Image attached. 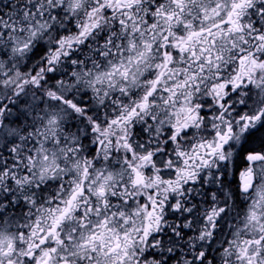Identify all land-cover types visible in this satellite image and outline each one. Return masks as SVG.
<instances>
[{"label": "snow or ice", "instance_id": "obj_1", "mask_svg": "<svg viewBox=\"0 0 264 264\" xmlns=\"http://www.w3.org/2000/svg\"><path fill=\"white\" fill-rule=\"evenodd\" d=\"M0 264H264V0H0Z\"/></svg>", "mask_w": 264, "mask_h": 264}]
</instances>
